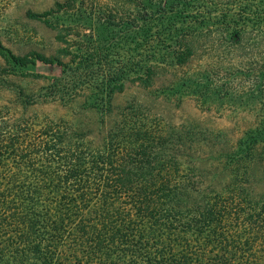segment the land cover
Instances as JSON below:
<instances>
[{
    "label": "trees",
    "instance_id": "16d2710c",
    "mask_svg": "<svg viewBox=\"0 0 264 264\" xmlns=\"http://www.w3.org/2000/svg\"><path fill=\"white\" fill-rule=\"evenodd\" d=\"M111 1L94 11L101 25H85L92 53L72 52L80 60L72 79L52 84L49 99L81 108L75 101L90 91L83 107L103 125L129 74L148 88L166 67L199 62L207 39L218 45L212 67L241 68L254 84V124L234 140L198 122L151 119L131 101L93 136L64 119L15 118L0 107V264H264V0ZM207 73L196 78L201 86L212 82ZM28 99L23 112L37 103Z\"/></svg>",
    "mask_w": 264,
    "mask_h": 264
},
{
    "label": "rangeland",
    "instance_id": "374dc122",
    "mask_svg": "<svg viewBox=\"0 0 264 264\" xmlns=\"http://www.w3.org/2000/svg\"><path fill=\"white\" fill-rule=\"evenodd\" d=\"M94 2L95 0H75L73 7L65 10L57 5L66 3V0H0V53L8 57L14 55L27 58L26 64L19 66L6 62L0 55V107H8L15 118L21 114L32 115L37 112L53 119H64L74 128L87 131L93 136L105 133L118 119L122 106L131 101L142 103L151 119L156 118L173 125L198 122L209 128L226 131L234 140L254 124L256 109L247 105L249 94L255 90L254 84L252 86L248 82L244 75L246 71L239 67L238 72L228 70L227 65L220 70L212 67L211 57L213 54L217 55L218 45L207 39L201 40L206 48H198L199 55L203 54L199 62L195 59L184 67H166L151 80L152 84L148 88L134 82L135 74H129L123 81L124 91L115 93L110 100L111 108L107 109L104 116L105 125L100 124L101 115L97 110L83 107L87 99L94 100L90 91L81 93L75 101L74 104L79 103L81 108L78 105L69 108L49 99L46 94L52 84H61L65 80L69 83L68 78L72 79L71 68L80 61L72 58L76 49L82 45L78 52L80 58L84 57L81 54L92 53L93 50L87 51V48H93L91 43L94 41L90 37L92 32L84 28L90 22L95 26L102 24L101 20L95 18L98 16L94 11L97 8L100 11L106 4H114L111 0H97L93 5ZM103 29L105 30L104 27L96 28L98 39L99 31ZM58 34L64 35V42L57 41ZM103 41L101 36L97 42L99 44ZM211 43L214 48L210 47ZM97 47L99 50L102 48L100 45ZM64 48H68L71 55L62 56ZM242 54L241 51L236 52L235 60L239 62ZM37 55L48 60H58L68 65V68L63 72L56 62L44 64L37 60ZM100 66L106 69L105 63ZM111 68L116 71L115 65H111ZM211 70L214 79L207 83V87L201 86L196 78L204 71L207 73ZM186 83L187 86L183 85ZM18 92L22 95L20 98L16 96ZM27 99H37V103L28 108L29 111L23 112L20 104Z\"/></svg>",
    "mask_w": 264,
    "mask_h": 264
}]
</instances>
